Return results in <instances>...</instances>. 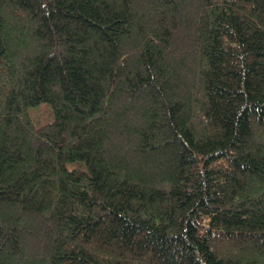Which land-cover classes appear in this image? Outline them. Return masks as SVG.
Instances as JSON below:
<instances>
[{
  "label": "trees",
  "instance_id": "16d2710c",
  "mask_svg": "<svg viewBox=\"0 0 264 264\" xmlns=\"http://www.w3.org/2000/svg\"><path fill=\"white\" fill-rule=\"evenodd\" d=\"M0 264H264V0H0Z\"/></svg>",
  "mask_w": 264,
  "mask_h": 264
},
{
  "label": "rangeland",
  "instance_id": "374dc122",
  "mask_svg": "<svg viewBox=\"0 0 264 264\" xmlns=\"http://www.w3.org/2000/svg\"><path fill=\"white\" fill-rule=\"evenodd\" d=\"M40 118V115H38V119Z\"/></svg>",
  "mask_w": 264,
  "mask_h": 264
}]
</instances>
